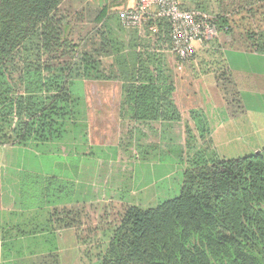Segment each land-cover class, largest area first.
<instances>
[{
	"label": "trees",
	"instance_id": "1",
	"mask_svg": "<svg viewBox=\"0 0 264 264\" xmlns=\"http://www.w3.org/2000/svg\"><path fill=\"white\" fill-rule=\"evenodd\" d=\"M218 2L215 16L199 11L217 35L264 54V0ZM106 13L85 0H0V147L34 149L44 165L43 175L0 167V206L9 202L10 221L20 220L0 226L4 264H62L56 245L65 232L78 242L83 231L100 228L109 240L89 264H264V146L236 159L198 151L181 172L175 197L146 209L125 205L108 225L107 213L97 227H85L87 205L74 200L78 169L48 152L71 134L85 138L82 80L104 78L102 60L111 59L125 118L166 124V134L181 121L172 72L146 45L134 44L125 55L116 48L102 23ZM238 14L252 21L235 33L231 16ZM169 30L161 20L158 33L148 35L167 42ZM192 119L204 140L210 134L205 122ZM185 129L190 141L194 135ZM93 185L90 201L97 198ZM42 234L51 235L56 248L46 238L40 249L33 247Z\"/></svg>",
	"mask_w": 264,
	"mask_h": 264
},
{
	"label": "crops",
	"instance_id": "2",
	"mask_svg": "<svg viewBox=\"0 0 264 264\" xmlns=\"http://www.w3.org/2000/svg\"><path fill=\"white\" fill-rule=\"evenodd\" d=\"M123 5L124 9L132 8L135 6V1L126 0ZM180 5L186 10L206 13L207 17L215 16L219 8L218 0H180ZM118 15V24L117 22L116 24L120 26ZM250 21L252 20L246 19L244 14L234 15L231 16V27L235 33H238ZM107 32L110 31L107 30ZM146 33L147 36L150 34L148 31ZM226 37L229 36L223 35L220 38V35H217L213 40L195 42L193 45L195 58L188 64L179 62L170 53V40L158 41L152 37L149 38L148 47L150 51L160 55L164 71L167 69L172 72L173 100L181 115V121L172 128H177L180 124L191 128V123L195 125L192 115H199L200 120L206 124L205 128L211 131L210 141L224 139V135L221 134L224 133L223 131L228 132L227 138L229 139L230 135L234 136L232 133L229 135V131L234 130L240 131V133L237 132L238 141L249 143H251L249 140L256 141L254 144H248L247 149L243 150L251 155L264 146V54L250 52L251 50L247 49L249 43L243 40H233L231 37L226 40ZM108 60L104 59L102 63ZM109 67V77L102 72L101 75H104V78L98 81L94 78L82 80L85 113L84 145L87 147L86 149L83 147L82 154L90 152L92 147L100 149L105 147L106 141L117 139L115 137L118 135L117 131L127 129L134 133L150 130L154 132L158 141H166V132L171 128H168L166 124L140 123L124 117L120 84L114 79L117 75L114 69ZM220 85L227 89L228 96L221 92ZM117 141H120V138ZM48 152L52 157L56 155L52 149ZM59 156L56 155V157ZM0 167L5 171L14 170L38 175L44 173V165L39 153L31 148L1 146ZM165 177L162 174L161 179ZM98 185L101 186V183ZM11 211V204L9 202L5 204L3 201L0 206V226L19 224L18 219L10 221ZM4 235V231L0 230V239ZM3 256L4 250L0 242V264H4Z\"/></svg>",
	"mask_w": 264,
	"mask_h": 264
},
{
	"label": "rangeland",
	"instance_id": "3",
	"mask_svg": "<svg viewBox=\"0 0 264 264\" xmlns=\"http://www.w3.org/2000/svg\"><path fill=\"white\" fill-rule=\"evenodd\" d=\"M85 1L90 4L92 10L103 7L107 9V16L104 17L102 23L108 24L107 30L110 31L111 42L114 41V44L117 42L116 48H123L124 55L134 44L138 48L150 45L149 38L151 37L147 36L145 30L129 32L117 25V15L119 11L124 10L122 7H125L123 3L126 0ZM221 36L223 35H220V38ZM227 39L229 37H226ZM194 58L195 54L192 59L194 60ZM171 60L173 61L172 58ZM193 60L186 63H191ZM113 65L114 63L110 59L103 61L100 72L106 73L104 75L109 77L108 67H115ZM190 127L191 135H194L190 141H188L189 131L185 129L184 124L173 128L169 134L165 135L166 141H158L154 132L150 130L135 131V133L128 129L117 131L118 135L115 137L118 140L120 138V141L113 138L112 141H106L105 147L101 149L92 147L91 151L85 154H82L83 147L87 148L84 145L82 132L77 135L71 134L64 140L51 144L48 149L50 148L54 154L60 155L57 160L63 161L61 158L67 157L66 162L72 160L70 166L78 169L74 200L80 206L83 203L87 205L83 219L85 227L89 225L97 227L101 215H107V213L105 224L108 225L107 223L114 220L113 216L125 205L133 204L146 209L155 206L158 202L175 197L179 191L181 172L188 165L189 159L198 151H204L209 158L215 155L218 159H236L248 156L250 153H245L243 150L247 149L248 144L256 142L238 141L237 132L240 133L238 130L229 131V135L234 134L233 137L230 135L229 139L227 138L228 132L223 131L224 133L221 134L224 135V139L220 141H210V136L201 141L200 133L197 134L195 126L191 123ZM150 146L156 148L151 147V149ZM27 154L29 155V153ZM56 155L50 156L49 159ZM162 174L166 176L165 179H161ZM92 182L96 186L92 192L97 191V198L90 201L93 198L89 190ZM98 183H101V186ZM44 220L45 218L39 224L42 225ZM105 231L100 228L95 234L89 235L85 230L78 242H76L72 231L65 232L59 246L56 245L60 247L57 251L61 256L62 264H89L95 261L99 251L103 250L109 240V233L107 230ZM51 237L48 234L39 235L38 242L33 247L37 250L40 249L41 239L46 238L51 243L50 248H56L53 246L55 242Z\"/></svg>",
	"mask_w": 264,
	"mask_h": 264
},
{
	"label": "built area",
	"instance_id": "4",
	"mask_svg": "<svg viewBox=\"0 0 264 264\" xmlns=\"http://www.w3.org/2000/svg\"><path fill=\"white\" fill-rule=\"evenodd\" d=\"M134 1V7L119 13L120 25L155 35L158 33L159 21L166 20L170 28V53L181 63L192 60L195 42L209 41L217 36L214 25L207 21L205 15L183 9L180 0Z\"/></svg>",
	"mask_w": 264,
	"mask_h": 264
},
{
	"label": "water",
	"instance_id": "5",
	"mask_svg": "<svg viewBox=\"0 0 264 264\" xmlns=\"http://www.w3.org/2000/svg\"><path fill=\"white\" fill-rule=\"evenodd\" d=\"M257 153V152H256Z\"/></svg>",
	"mask_w": 264,
	"mask_h": 264
}]
</instances>
